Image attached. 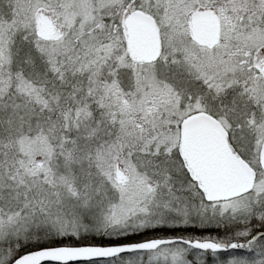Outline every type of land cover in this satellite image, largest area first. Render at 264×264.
Returning a JSON list of instances; mask_svg holds the SVG:
<instances>
[{"label":"snow or ice","instance_id":"1","mask_svg":"<svg viewBox=\"0 0 264 264\" xmlns=\"http://www.w3.org/2000/svg\"><path fill=\"white\" fill-rule=\"evenodd\" d=\"M0 264H264V0H0Z\"/></svg>","mask_w":264,"mask_h":264}]
</instances>
